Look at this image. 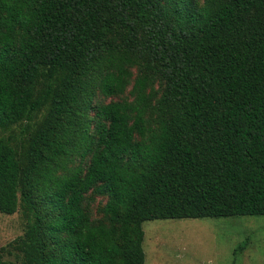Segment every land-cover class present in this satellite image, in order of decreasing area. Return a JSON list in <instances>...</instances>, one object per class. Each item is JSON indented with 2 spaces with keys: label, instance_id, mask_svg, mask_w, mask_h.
Masks as SVG:
<instances>
[{
  "label": "trees",
  "instance_id": "16d2710c",
  "mask_svg": "<svg viewBox=\"0 0 264 264\" xmlns=\"http://www.w3.org/2000/svg\"><path fill=\"white\" fill-rule=\"evenodd\" d=\"M16 212L0 264H143L144 221L264 216V0H0Z\"/></svg>",
  "mask_w": 264,
  "mask_h": 264
},
{
  "label": "rangeland",
  "instance_id": "374dc122",
  "mask_svg": "<svg viewBox=\"0 0 264 264\" xmlns=\"http://www.w3.org/2000/svg\"><path fill=\"white\" fill-rule=\"evenodd\" d=\"M23 220L20 212L0 214L5 261H17L12 244ZM141 229L143 264H264V216L147 220Z\"/></svg>",
  "mask_w": 264,
  "mask_h": 264
}]
</instances>
